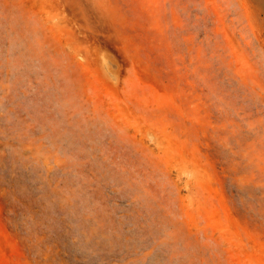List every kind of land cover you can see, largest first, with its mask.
<instances>
[{"label": "rangeland", "instance_id": "374dc122", "mask_svg": "<svg viewBox=\"0 0 264 264\" xmlns=\"http://www.w3.org/2000/svg\"><path fill=\"white\" fill-rule=\"evenodd\" d=\"M0 264H264V0H0Z\"/></svg>", "mask_w": 264, "mask_h": 264}]
</instances>
